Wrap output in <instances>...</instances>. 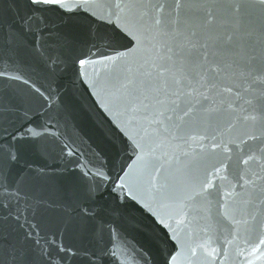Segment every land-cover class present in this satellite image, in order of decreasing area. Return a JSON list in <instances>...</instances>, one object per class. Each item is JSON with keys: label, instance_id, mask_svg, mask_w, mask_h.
<instances>
[{"label": "snow or ice", "instance_id": "obj_1", "mask_svg": "<svg viewBox=\"0 0 264 264\" xmlns=\"http://www.w3.org/2000/svg\"><path fill=\"white\" fill-rule=\"evenodd\" d=\"M0 264H264V0H0Z\"/></svg>", "mask_w": 264, "mask_h": 264}, {"label": "water", "instance_id": "obj_2", "mask_svg": "<svg viewBox=\"0 0 264 264\" xmlns=\"http://www.w3.org/2000/svg\"><path fill=\"white\" fill-rule=\"evenodd\" d=\"M88 126H90V123H89V125H86V128H87Z\"/></svg>", "mask_w": 264, "mask_h": 264}]
</instances>
